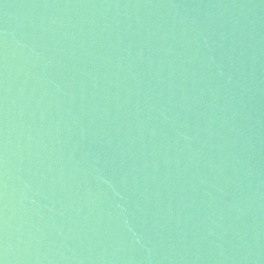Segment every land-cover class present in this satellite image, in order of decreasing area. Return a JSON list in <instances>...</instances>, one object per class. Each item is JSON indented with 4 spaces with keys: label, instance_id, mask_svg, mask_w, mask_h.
<instances>
[{
    "label": "water",
    "instance_id": "95a60500",
    "mask_svg": "<svg viewBox=\"0 0 264 264\" xmlns=\"http://www.w3.org/2000/svg\"><path fill=\"white\" fill-rule=\"evenodd\" d=\"M0 264H264V0H0Z\"/></svg>",
    "mask_w": 264,
    "mask_h": 264
}]
</instances>
